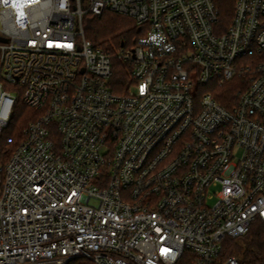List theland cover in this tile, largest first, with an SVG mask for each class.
<instances>
[{"label":"built area","instance_id":"2783aa9c","mask_svg":"<svg viewBox=\"0 0 264 264\" xmlns=\"http://www.w3.org/2000/svg\"><path fill=\"white\" fill-rule=\"evenodd\" d=\"M105 12L143 35L95 47ZM235 77L230 107L201 92ZM256 221L264 0H0V264H241L223 243Z\"/></svg>","mask_w":264,"mask_h":264},{"label":"trees","instance_id":"16d2710c","mask_svg":"<svg viewBox=\"0 0 264 264\" xmlns=\"http://www.w3.org/2000/svg\"><path fill=\"white\" fill-rule=\"evenodd\" d=\"M231 11L223 10V20L229 24ZM84 29L86 38L90 40L95 47H100L106 51L116 54L124 43L129 46V41L135 42L136 38L143 35V32L136 26L132 19L118 16L114 13L105 12L101 16L87 15L85 17ZM113 42L114 44H112ZM115 45V46H113ZM133 45V44H132ZM115 73L113 77V87L115 91H120L118 85H125L129 73L126 67L117 59L114 62ZM241 77H235L234 81L213 92L214 97L225 107H230V103H235L239 99V86L242 84ZM18 107L24 112H30L29 109L20 100ZM20 128H12L9 134H18L21 138L24 131L22 114L19 115ZM229 257H236L241 264H264V224L256 221L245 236L237 239L227 238L223 243L221 260ZM193 257L187 253L181 264H192ZM70 264H91L86 260H76Z\"/></svg>","mask_w":264,"mask_h":264},{"label":"rangeland","instance_id":"374dc122","mask_svg":"<svg viewBox=\"0 0 264 264\" xmlns=\"http://www.w3.org/2000/svg\"><path fill=\"white\" fill-rule=\"evenodd\" d=\"M117 15V14H116ZM118 16H121V15H118ZM121 17H124V16H121ZM127 19V17H125ZM129 19V18H128ZM133 21V20H132ZM112 44H114L113 42H111ZM133 44V40L131 42V40L129 41V46L128 47H131ZM115 46V45H113ZM216 89L214 88V86L210 85V86H206V87H203L201 88V92L202 94H206V93H212V92H215Z\"/></svg>","mask_w":264,"mask_h":264}]
</instances>
